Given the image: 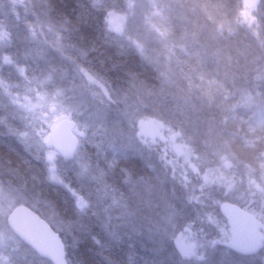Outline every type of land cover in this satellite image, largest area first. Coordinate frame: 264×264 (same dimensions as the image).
Here are the masks:
<instances>
[{
	"label": "trees",
	"instance_id": "obj_1",
	"mask_svg": "<svg viewBox=\"0 0 264 264\" xmlns=\"http://www.w3.org/2000/svg\"><path fill=\"white\" fill-rule=\"evenodd\" d=\"M27 3L18 4L22 8L17 12L18 18L15 16L8 21L13 30L10 44L1 55L12 61L22 57L25 64L21 67L29 79H37L50 70L41 59L43 52L32 44L41 38L54 60L59 58L58 54L71 56L76 71L89 89L85 87L91 93L93 90L103 105L110 108L116 105L120 116L133 122V135L137 132V122L144 119L158 121L166 127V133L176 131L183 138L195 135V132L204 135L217 121L216 130L227 140L242 164L252 168L262 164L264 114L251 112L247 105L235 107L230 99L234 90L229 85L230 90L225 81L229 77L224 72L230 74L241 70L247 79L261 61L263 66L264 35L258 33L259 29L250 19L245 26L233 31L235 36H244L248 32L250 38L246 35L245 38L253 43L239 42V38L231 43L239 48L244 44L248 47L235 70L226 68L231 66V61L232 64L236 61V57L223 40L218 39L221 45L212 43L213 47L210 46V50L220 56L219 62L206 59L204 51L198 50L199 46H191L196 35H217L219 21L211 23L209 7L227 15L232 14L236 5L245 14L253 12L245 10L240 0H143L135 5L134 13L128 12L124 0H28ZM111 12L125 19L123 34L108 30L106 19ZM195 22L197 28L193 26ZM50 33L59 34L67 42L70 55L61 53L48 42ZM3 69L12 79L15 77L16 70L11 66ZM248 84L252 81L245 80L246 87ZM260 90L264 92V81ZM126 101H131L132 109L125 107ZM230 104H233L232 109ZM20 132L22 128L16 117L0 103L1 186L9 192H19L18 205L29 207L45 221L43 212L53 218L55 225L51 226L65 244L68 264H181V259L171 258L174 257L173 250L164 244L159 245L161 250L159 246L143 250L116 240L109 230L113 225L108 226L105 216L92 210V200L96 193L102 192L104 184L107 192L120 197L126 205L136 195L147 196L148 191L152 198L159 195L155 188V173L142 156L121 149L106 150L100 155L90 148L87 159L99 169L100 175H104V183L101 180L95 187L84 181L77 183L78 176L60 168L61 181L56 184L50 180L43 160L18 137ZM144 144L163 165L167 179L162 188L168 200L183 203L184 212L190 213L186 223L197 240H211L210 234L214 233L216 225L214 217L222 216L220 207L212 205L213 209L207 211L204 200L194 201L197 195L192 188L197 187L187 181L183 165L173 169L167 164L172 162L167 145L157 141ZM76 196L88 205L81 206L82 201ZM110 198L107 196L102 201L100 209L110 204ZM139 208L138 204L132 206V210ZM10 212L12 208L7 215ZM113 214H120L118 207L109 215Z\"/></svg>",
	"mask_w": 264,
	"mask_h": 264
},
{
	"label": "rangeland",
	"instance_id": "obj_2",
	"mask_svg": "<svg viewBox=\"0 0 264 264\" xmlns=\"http://www.w3.org/2000/svg\"><path fill=\"white\" fill-rule=\"evenodd\" d=\"M124 1L127 3L128 12L134 13L135 5H139L143 0ZM173 1L177 0H168V2ZM27 2L28 0H0V103L16 117L22 128L18 137L43 160L48 168L50 180L56 184L61 181L58 173V169L61 168L60 170L67 169L78 176L77 183L84 181L95 187V183H99L101 180L104 183V175L102 173L100 175L99 169L89 163L88 149L94 148L100 155H104L106 150L110 152L113 149L130 150L142 156L154 171L155 188L159 195L152 198L148 191L147 196L136 195L126 205L122 204L120 197L115 196L112 192H107L104 184L102 192L96 193L92 200V210L103 214L108 226L113 225L109 230L112 231L116 240L127 242L131 247L138 246L143 250L149 246L155 249L160 244H164L173 250L174 257L171 258L181 259V264H264V232L253 227V231L263 241L258 254L241 257L233 253L227 243L240 222L228 218L221 210L224 203L244 205L248 209L246 212L264 225V161L257 168L242 164L231 151L227 140L216 130L217 121L208 127V131L204 135L195 132V135L192 134L186 138L177 137L175 143L179 148H168L169 153H172V162L167 164H171L169 166L173 169L180 168L179 164L183 165L187 181L197 187L192 188L197 195L195 199L193 198L194 201L200 203L204 200L208 204L204 203L208 206H204L207 211L213 209L212 205H218L222 215L214 217L216 225L214 233L210 234L211 240H197L186 223L190 219V213L184 212L183 203L168 200V196L164 192L165 189L163 191L162 186L167 177L163 165H160L159 157L146 149L137 134L131 133L133 122L123 119L116 105L112 108L103 105L100 97L92 89V93L88 90L89 87L85 85V81L83 82L79 72L76 71L71 56L69 58L58 54L59 58L54 60L52 54L49 53L48 45L42 42L41 38L37 42H32L35 48L43 52L41 59L50 67L48 72L37 79H29L26 76L23 67H21L25 64L22 57L15 61L2 57V50L9 46L10 32L13 30L8 21L14 19L15 16L18 18L17 12L22 10L18 4H29ZM208 9H211L209 10L211 23L214 20L219 21V25L216 27L217 35H214L215 33H210L206 37L196 35L197 38H193L196 40L191 42V46H199L198 50L204 51L206 59L219 62L220 56L216 51L210 50V46L212 43H216L217 46L221 45L218 39L223 40L229 46L228 50L233 51L236 57V61L233 64L231 61V66L226 68L235 70L236 63L240 61L242 54L245 55V48L248 47L244 44L239 48V45L231 43L237 38H239V42L241 40L247 44L253 43L250 39L247 42L245 38V35L250 38L248 32L244 36H235L233 31L245 26L250 19L263 37L264 0L258 10L246 14L240 11L238 5L232 11L233 15H227L211 7ZM192 15L196 17L193 12ZM218 15L221 17L218 18ZM209 22L207 24H210ZM106 25L110 32L123 34L126 21L118 13L111 12L107 16ZM193 26L197 28L196 22ZM206 28L205 25L204 29ZM190 34H196V32ZM48 38L50 40L48 42H51L54 48L59 49L61 53L70 55L69 45L59 34L50 33ZM53 54L57 55L55 51ZM257 62H260L259 59ZM51 64H54L55 67H51ZM260 64L262 61L255 73L249 75L250 77L247 79L241 70L239 72L231 71L230 74L224 72V74L229 77L225 78L228 86L230 85L234 90L230 94V99L235 107L245 108L247 105L251 112H263L264 114V97L262 96L264 92L259 91L260 85L264 81V63L263 66ZM6 66H11L16 70L13 79L7 75V72L4 73L3 68ZM17 67H19L18 70ZM169 69L168 63L167 71ZM245 80H251L252 84H248L246 87ZM125 104L127 109L133 108L131 101H126ZM230 106L232 109L233 104ZM63 120H71L76 123L74 133L81 142L78 154L65 160L55 153L51 143L52 129ZM141 122L160 124L158 121L144 119L138 121L137 125ZM177 133L173 131L165 133V135L177 136ZM234 137L238 140L241 139L237 136ZM119 153L122 154L121 151ZM72 194L75 196V193L72 192ZM0 195H4L0 197V264H51L40 259L20 242L7 226V218L11 212L8 215L7 213L11 208L13 211L19 206V192L14 190L9 192L0 183ZM107 196L111 197L110 204L100 209L102 201ZM76 197L82 201L81 206L88 205V202H86L87 205L85 204L84 199ZM189 199L193 201L192 198ZM134 204H138L140 208L132 210ZM115 207H118L120 214L109 215L114 213ZM43 214L46 215L45 219L50 225H55L51 216L44 212ZM71 241L75 243V240L71 239ZM161 249L162 247L159 246V250Z\"/></svg>",
	"mask_w": 264,
	"mask_h": 264
},
{
	"label": "water",
	"instance_id": "obj_3",
	"mask_svg": "<svg viewBox=\"0 0 264 264\" xmlns=\"http://www.w3.org/2000/svg\"><path fill=\"white\" fill-rule=\"evenodd\" d=\"M247 11L255 10L261 5V0H242ZM76 123L63 120L51 131L53 150L62 159L74 157L80 148V141L74 134ZM138 136L145 141L158 139L162 125L140 123L137 127ZM224 215L241 224L233 231L227 246L236 254L249 257L256 254L262 246L261 239L249 227L257 220L241 207L232 203H224L221 207ZM10 231L23 244L30 248L38 257L51 264H68L65 245L58 233L37 213L25 205L16 207L7 218Z\"/></svg>",
	"mask_w": 264,
	"mask_h": 264
},
{
	"label": "flooded vegetation",
	"instance_id": "obj_4",
	"mask_svg": "<svg viewBox=\"0 0 264 264\" xmlns=\"http://www.w3.org/2000/svg\"><path fill=\"white\" fill-rule=\"evenodd\" d=\"M167 129L166 127L164 126V130L161 132V135L160 137L157 139V142H162L163 144L167 145L168 148L172 147H178L179 146L175 143V140L177 139V137H181V134L180 133H177V136H169V135H165ZM147 142V141H146ZM148 143V142H147ZM253 227L254 228H258L260 230H262V232H264V225L261 224L260 222L257 221V223H253L250 225V228L253 230Z\"/></svg>",
	"mask_w": 264,
	"mask_h": 264
}]
</instances>
